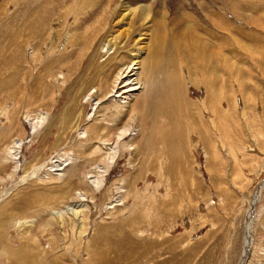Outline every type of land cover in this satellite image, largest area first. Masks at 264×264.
<instances>
[{
  "label": "rangeland",
  "instance_id": "1",
  "mask_svg": "<svg viewBox=\"0 0 264 264\" xmlns=\"http://www.w3.org/2000/svg\"><path fill=\"white\" fill-rule=\"evenodd\" d=\"M211 1L127 0L168 16L153 55L120 0H0V264L241 263L264 181V0ZM38 6L49 19L30 25ZM179 15L225 58L247 60L214 98L201 80L226 73H190L194 52L167 39ZM143 30L152 86L121 105L111 83L135 63ZM253 218L247 264H264V190Z\"/></svg>",
  "mask_w": 264,
  "mask_h": 264
},
{
  "label": "bare ground",
  "instance_id": "2",
  "mask_svg": "<svg viewBox=\"0 0 264 264\" xmlns=\"http://www.w3.org/2000/svg\"><path fill=\"white\" fill-rule=\"evenodd\" d=\"M22 1H23V3H27V8H28V6H29L28 2L30 0H22ZM126 1L127 0H120V2L122 4L120 7V9H122V11H121L122 19H123V16L125 15V17L128 20L127 22L129 24L135 20H137L138 22L141 21L142 26L145 27L144 29L147 30V33L149 32V34H151L150 40L153 39V42H154V45H152V46L150 45L149 51L152 52L153 55H157L158 51H161L164 40L166 39V34L169 33V32H167V26H166V23H167L166 21L168 20L167 19L168 16H164V14H166V13H163V11H162L163 8H161V6L157 7L158 9L156 8V6L154 7L152 5L150 8L147 7L148 5L147 6L143 5L141 7H135L134 8V5L129 4V2L125 3ZM212 1L215 2V0H212ZM212 1H211V3H212ZM231 1H233V0H231ZM85 2H86V0H80L79 5H83ZM233 2L237 3L236 1H233ZM236 7H237V5H236ZM236 7H235V9H236ZM39 9H43V7H40V6L36 7L34 9V11L30 14V15H34L33 17L35 18V20L33 22H30V25H32L34 22H36L38 24L40 22H44V21H47L49 19V13H48V15L46 13H39ZM68 9H71V8H68ZM241 9L244 10V8H242V7L240 8V10ZM246 9H247V6H246ZM78 10H80V8H77L76 11L78 12ZM233 10L231 9L232 13H234ZM177 12H176V14H177ZM55 13H56V10L53 9L50 13V16L53 17ZM242 15H243L244 21H249L251 24H254V20L248 16L247 12L244 11L242 13ZM112 16H113V14H112ZM59 19H61V17H59ZM172 25L174 27H177V31L174 32L172 35H169V37L167 36L168 37L167 39L169 41L171 39V43H172L171 47L173 48V51L177 55H181V54H184V53L191 50L194 52V58L197 59L196 65L189 69L190 73L191 72H199V71L207 72V70H211V68L217 70L218 72H225L226 73L225 77H223V76L218 77V76L214 75L213 73H211L208 77H203V79L201 80L202 84H200V86L204 85V86H206L207 89H209V94H208L209 98H214L216 96V94L214 93L216 88L223 87V86L228 87L229 85L232 84V81H231L232 78L230 77L232 74L234 76L235 75L239 76L241 79L242 71H239V70L240 69L243 70V67L239 65L240 59H239L238 55H236L235 57L229 56L228 58H225L223 56L222 52H220V53L216 52L214 50V48L212 47V45L206 43V41H207L206 37H204L203 35H201L200 32L197 31V28H199V27H196L195 26L196 24L188 25L187 23H184V20L182 18H180V15L177 17L175 16V19H174V22L172 23ZM216 25L217 26L218 25L224 26V24H221L220 22L218 24L216 22ZM143 27H142V29H143ZM147 33H145V31H144V34L141 35L142 37H140L139 39H135L136 40L135 43H136V45L139 46V49H140V50L133 49L134 53L132 56H133V59L135 60L134 61L135 63L131 66L124 68V69H120L119 72L117 73V75L114 77V79L111 83L112 93L108 97V99H111V101L117 102L121 105H128L129 106L130 101H132L136 98V92L145 89L146 93H147L149 91L150 87L152 86L150 83H148L147 85L144 84V82L141 80V73H140V70H142V69L143 70L141 72L143 75L146 72V66H144L143 68L140 66V64H141L140 59L142 56L141 54H144V53H142V51H145L144 48H146V46L148 44L147 43V36L150 37V35H146ZM72 36L69 35L68 40L70 42H73V40L71 38ZM232 36H233L234 43L237 44L236 48L240 49V51L242 50L244 53H247V52H250V54L252 53L249 45H247V44L244 45L243 42L239 38H237L233 34H232ZM117 41L118 40L116 38L112 37L111 40H109L108 44H106V45L107 46L110 45V49H117L118 48V44H117L118 42ZM103 49L107 50L108 47L104 46ZM203 55H206V57H204ZM250 56L248 57V61L251 62L252 64H254V62L249 60ZM240 58H242V57H240ZM148 59H149V61L147 63L149 65H152V59L150 57ZM210 59H213L214 63H212V61ZM233 59H235L236 61L233 62L234 61ZM241 62H242V64L244 62L247 65V60L241 61ZM176 64H177V68L175 69V71L177 70V72L178 71L180 72V70H182V67H184L185 63H184V61L182 62L180 70L178 67V63H176ZM195 67H196V69H194ZM147 74H150V73H147ZM179 74L180 73H178L177 76L180 79H177V80L174 79L177 76L172 78V79H169L167 82V85L172 87L175 82H179L181 80H183V82H184L183 73L181 72V74L180 75ZM235 77H233V78H235ZM186 85H187V83H186ZM146 93L143 92V96H141L140 98L145 100L146 99ZM99 104H100V102L97 101L95 106H97ZM124 136H125V134L120 136L118 138L117 142L121 141L122 137H124ZM119 143H116L112 149L113 154L115 153V155H116V152L118 151L117 147H118ZM263 190H264V185L262 186V188H260L258 190V192L255 194V196L252 200V205H251V208L249 211L250 214H249V218L247 220L248 223H246V229H245L246 230L245 249H244L243 257H242L240 264H247V262H248L247 258L250 255L249 254L250 253V247L252 248V242L250 243V241L252 240L251 234L253 233V223H254L253 217L255 215L256 202L258 201L259 196L261 195ZM120 243H122V242H120ZM17 264H19V263H17Z\"/></svg>",
  "mask_w": 264,
  "mask_h": 264
},
{
  "label": "water",
  "instance_id": "3",
  "mask_svg": "<svg viewBox=\"0 0 264 264\" xmlns=\"http://www.w3.org/2000/svg\"><path fill=\"white\" fill-rule=\"evenodd\" d=\"M263 185H264V181L262 182L260 188H262ZM260 188H259V189H260ZM251 237H252V234H251ZM251 242H252V240L250 241V243H251Z\"/></svg>",
  "mask_w": 264,
  "mask_h": 264
}]
</instances>
